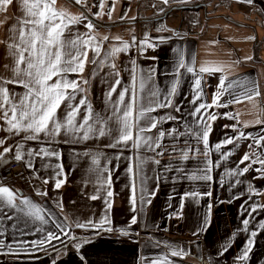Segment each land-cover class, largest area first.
Listing matches in <instances>:
<instances>
[{
    "label": "crops",
    "instance_id": "obj_1",
    "mask_svg": "<svg viewBox=\"0 0 264 264\" xmlns=\"http://www.w3.org/2000/svg\"><path fill=\"white\" fill-rule=\"evenodd\" d=\"M56 8L68 17H86L71 26L73 37L90 35L99 42V55L89 45L83 72L66 77L82 89L71 103L85 100L74 123L82 125L91 115L92 130L84 125L78 132L25 140L26 133L9 132L0 120V169L22 163L32 188L0 183L16 194V208L0 211V264H264V0H56ZM22 13V0L0 6V77L6 79L15 51L7 45L26 18ZM88 21L94 30L85 27ZM114 49L121 51L112 55ZM201 67L222 71L202 73ZM7 87L17 95L25 91ZM133 92L134 115L155 108L140 125L156 127L138 133L151 138L152 148L143 141L140 147L116 144ZM217 92L223 106L196 114ZM168 99L171 106H157ZM68 111L61 104L59 122ZM209 128L205 144L202 133ZM86 131L89 138L82 139ZM8 147L13 151L5 153ZM41 147L56 155H27ZM17 152L21 161L14 159ZM246 154L250 160L241 163ZM29 160L34 167H26ZM36 209L43 220L28 214ZM90 222L97 227H87ZM50 234L60 239L49 243ZM250 238L252 251L243 260Z\"/></svg>",
    "mask_w": 264,
    "mask_h": 264
},
{
    "label": "snow or ice",
    "instance_id": "obj_2",
    "mask_svg": "<svg viewBox=\"0 0 264 264\" xmlns=\"http://www.w3.org/2000/svg\"><path fill=\"white\" fill-rule=\"evenodd\" d=\"M13 0H0V6L10 5ZM169 0H163L164 4H167ZM249 3L252 0H248ZM76 4H80L81 0H75ZM23 6V15L25 19L20 22V27L16 29L13 33V43L7 45L11 51V55L14 58V64L11 68L12 77L6 79L0 77V120H3L7 124V130L13 132L14 134H19L21 132L26 133L24 136L25 140H34L39 138V134L44 133L46 136L55 137L61 133L63 130L65 133L69 132H78L84 125H88L87 131H91V125L89 120H91V115L88 119L84 120L82 125L77 126L74 123V117L79 111V107L85 104V100L81 99L77 102V105H73L71 102L75 100V95L77 91H82L79 87V82L76 80L69 81L67 80L68 73H82L85 65L88 61V50L89 45H92L91 50L99 55L101 49L99 42L96 41L94 36H88L85 39L83 36L77 35L75 37L71 34V26L73 24H78L81 22V19H86L83 17H68L64 11L57 10L56 0H22ZM102 8L103 5L101 4ZM100 15V13H97ZM89 30H94V25L91 21L85 25ZM67 33V35H66ZM87 35V34H85ZM104 40H107L108 37H103ZM119 39V38H117ZM135 39V38H133ZM18 41V42H17ZM144 43L148 45V39L145 38ZM151 46V45H149ZM128 47L125 44V49ZM121 51V49H114L112 55L115 52ZM95 63V61H93ZM8 67L7 65L5 66ZM114 67V65H113ZM185 65L183 62L180 63L179 68H184ZM187 71L193 72L192 68H188ZM200 72H210V71H222L220 68L211 69L208 67H201ZM87 83V81H84ZM200 80L195 81L197 89L200 86ZM17 84L25 89V91L17 95L15 92H10L7 85ZM116 84H119V80L116 81ZM221 89L225 87V82L222 80L219 86ZM71 89V92L68 90ZM114 91V89H113ZM125 93L128 92V89L124 90ZM175 89L169 95L174 94ZM259 96V91L255 93ZM155 97L156 93L152 94ZM221 93L217 92L215 100L212 104L205 105L201 103L196 109L195 113L199 114L201 109L205 107L223 106L219 105L217 102L220 100ZM247 99H252V96L247 95ZM123 98V97H122ZM167 99V98H166ZM197 99L199 97L197 96ZM138 97L135 92L132 93L129 99V104L127 106V111L123 113V117L119 121V125L116 129L117 137L116 144H125L127 145L129 141H132L136 147H140V141H143V144L147 145L149 148L153 147V143H150L151 138L138 137V133L151 130V128L156 127V123L152 122L149 128H144L140 125V119L145 118L146 113L155 111V108L148 107L142 109L138 115H134V105L136 104ZM67 101V103H65ZM236 103H242L240 99H235ZM157 103V101L152 100L149 102ZM61 104H65V107L69 109L66 114L65 122L61 123L57 119V111L60 108ZM158 107H169L171 106V100L168 99L167 103L158 104ZM179 111V109H176ZM90 112V109H89ZM215 116H212L211 119H215ZM208 130H205L202 133V138L206 144L208 141ZM87 131L81 137L82 139H88ZM99 134L101 136L105 135L103 129H99ZM163 136V133H160ZM243 136V134H241ZM264 139V138H262ZM225 143H232V140L229 139ZM3 144V141L0 140V145ZM116 146V145H110ZM158 146V145H157ZM220 145H217L219 148ZM5 153L12 152L11 147L4 148ZM27 155L29 157H48L56 155L54 152H49L45 148L41 147L39 149L30 150ZM24 157L20 152H17L14 156V159L21 161ZM250 157L246 154L241 163L244 161H249ZM97 163V161H93ZM158 163V161H157ZM264 163V161H260ZM26 167H34V165L29 160L26 164ZM243 172H247L248 168H244ZM60 175V173H57ZM205 179H210V177H204ZM48 181L45 180L44 183ZM62 180H57L55 182V187L60 188ZM47 195V193H42ZM211 195V193H208ZM107 196L111 197L112 192H107ZM96 196H93L92 199H96ZM16 194L13 190L8 187H0V211L4 207L16 208ZM25 205H29L31 202L29 200H24ZM108 208L111 207L110 201L105 202ZM133 203L135 200L133 199ZM23 211V209H21ZM257 208H252L251 212H256ZM29 215L35 216L37 219L43 220L44 217L39 215V209L35 211H30ZM108 222V218L105 217L101 222L100 227H103L104 223ZM132 223H136V219L133 218ZM249 221L245 219L243 224L248 225ZM77 227H86V225L78 224ZM87 227H97V225L92 224L91 222ZM264 227V225H261ZM111 231V229H107ZM61 232L64 235H67L64 232V229H61ZM195 234V233H194ZM252 237L256 235L255 232L250 234ZM53 239H60L58 235L50 234L47 238L50 243ZM90 242V241H87ZM45 241H40V245H43ZM253 241L250 238L247 242V246L244 248L241 259L247 260L249 253L252 251ZM229 245L224 247V251H228ZM177 253H173L176 255Z\"/></svg>",
    "mask_w": 264,
    "mask_h": 264
},
{
    "label": "built area",
    "instance_id": "obj_3",
    "mask_svg": "<svg viewBox=\"0 0 264 264\" xmlns=\"http://www.w3.org/2000/svg\"><path fill=\"white\" fill-rule=\"evenodd\" d=\"M0 183H14L22 186L25 192H31L25 167L20 162H14L0 169Z\"/></svg>",
    "mask_w": 264,
    "mask_h": 264
}]
</instances>
